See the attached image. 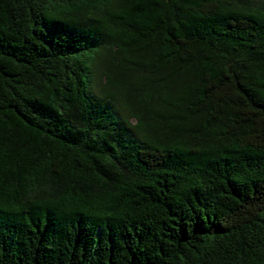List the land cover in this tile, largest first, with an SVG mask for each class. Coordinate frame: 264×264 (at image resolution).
Masks as SVG:
<instances>
[{
  "label": "trees",
  "instance_id": "trees-1",
  "mask_svg": "<svg viewBox=\"0 0 264 264\" xmlns=\"http://www.w3.org/2000/svg\"><path fill=\"white\" fill-rule=\"evenodd\" d=\"M0 264H264V0H0Z\"/></svg>",
  "mask_w": 264,
  "mask_h": 264
}]
</instances>
